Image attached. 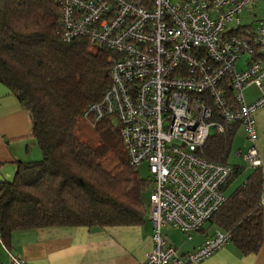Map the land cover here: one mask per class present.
<instances>
[{
	"label": "built area",
	"instance_id": "2783aa9c",
	"mask_svg": "<svg viewBox=\"0 0 264 264\" xmlns=\"http://www.w3.org/2000/svg\"><path fill=\"white\" fill-rule=\"evenodd\" d=\"M58 3L62 41L85 37L115 53L108 88L81 119L92 128L115 117L128 164L149 172L152 248L139 264L201 262L229 241L228 231L215 230L181 254L165 243L161 228L170 225L190 238L225 201L223 186L234 166L198 153L210 129L229 134L241 126L249 144L236 155L251 168L262 165L255 112L264 109V0ZM248 14L255 23L241 24ZM250 85L259 93L246 102L243 90ZM2 244L7 262L0 264H27Z\"/></svg>",
	"mask_w": 264,
	"mask_h": 264
},
{
	"label": "trees",
	"instance_id": "16d2710c",
	"mask_svg": "<svg viewBox=\"0 0 264 264\" xmlns=\"http://www.w3.org/2000/svg\"><path fill=\"white\" fill-rule=\"evenodd\" d=\"M60 11L58 0H0V83L27 112L42 153L0 181V238L7 247L17 230L136 225L147 211L151 178L128 164L118 120L105 116L83 132L93 141L80 132L84 108L110 84L115 53L99 45L92 51L85 37L62 41ZM236 127L211 133L199 155L227 163ZM206 224L210 236L228 231L242 254L264 246V165L252 168Z\"/></svg>",
	"mask_w": 264,
	"mask_h": 264
},
{
	"label": "crops",
	"instance_id": "0c3cea01",
	"mask_svg": "<svg viewBox=\"0 0 264 264\" xmlns=\"http://www.w3.org/2000/svg\"><path fill=\"white\" fill-rule=\"evenodd\" d=\"M255 121L256 147L264 165V109L255 112ZM240 128L236 127L234 135ZM237 151L242 153V148L235 150V156L242 158L236 155ZM41 156L40 148L30 135L27 112L0 83V181L11 180L20 162L37 161ZM227 163L236 165L228 160ZM152 232L153 225L147 206L144 221L140 224L52 226L17 230L11 234L7 248L27 264H139L152 248ZM211 234L207 224L193 232L190 238L170 225L161 228L165 243L174 246L181 254L196 249ZM0 262H7V252L1 238ZM192 264H264V246L255 253L242 254L228 241L206 259Z\"/></svg>",
	"mask_w": 264,
	"mask_h": 264
},
{
	"label": "rangeland",
	"instance_id": "374dc122",
	"mask_svg": "<svg viewBox=\"0 0 264 264\" xmlns=\"http://www.w3.org/2000/svg\"><path fill=\"white\" fill-rule=\"evenodd\" d=\"M257 17H261V14L259 12L257 13ZM239 21L241 24H251V23L254 24L255 23V16L249 15V14L248 15H242V16H240ZM96 46H98V45L93 43V44H91L90 49L92 51H94L96 49ZM244 63H245V56H243L242 58L239 59V61L237 62V68L241 69L244 66ZM243 94H244L246 101L249 102L250 100H252L253 98H256L258 96V90H257V88H255L253 86H247L243 90ZM83 124L84 125H82L80 128L82 138L83 139H90L91 141H93L95 139V135L93 133L90 132V134H88V135H85L83 133L85 131H87V132L91 131L92 128L88 124H86L84 121H83ZM211 133H213V129H210V134ZM260 133L262 134V130H260ZM248 144H249V142L246 140L244 132H243V128L241 127L240 129H238V131L234 135L233 145H232V148H231L229 156H228V162L238 165L239 168H238V171L231 176L230 180L226 184V187L223 189V193L225 195L231 194L236 187L241 185L243 183V181H245L246 177L250 174V172L252 170V168L249 166L247 161L243 160L241 157L235 156V150H237L238 148H242V151H243L242 153L244 154V152L246 150L245 148L248 146ZM138 174L141 178L150 177L149 172H148L145 165H141L138 168ZM151 189H152V185H151L149 191H151Z\"/></svg>",
	"mask_w": 264,
	"mask_h": 264
}]
</instances>
